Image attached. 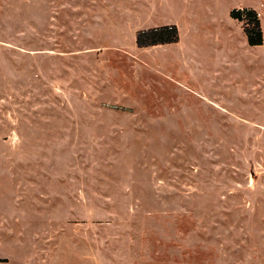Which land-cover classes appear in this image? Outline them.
I'll use <instances>...</instances> for the list:
<instances>
[{
	"label": "rangeland",
	"instance_id": "374dc122",
	"mask_svg": "<svg viewBox=\"0 0 264 264\" xmlns=\"http://www.w3.org/2000/svg\"><path fill=\"white\" fill-rule=\"evenodd\" d=\"M0 264H264V0H0Z\"/></svg>",
	"mask_w": 264,
	"mask_h": 264
},
{
	"label": "trees",
	"instance_id": "16d2710c",
	"mask_svg": "<svg viewBox=\"0 0 264 264\" xmlns=\"http://www.w3.org/2000/svg\"><path fill=\"white\" fill-rule=\"evenodd\" d=\"M232 19L238 21H247L251 25H244V33L250 46H259L262 44V33L260 23L256 13L253 10H232L230 13ZM149 38V39H147ZM177 40V29L174 26H163L149 31L140 32L136 38L139 46H152L170 44Z\"/></svg>",
	"mask_w": 264,
	"mask_h": 264
}]
</instances>
